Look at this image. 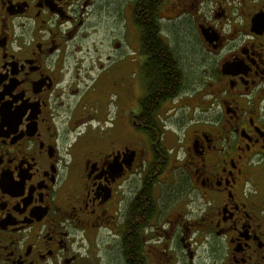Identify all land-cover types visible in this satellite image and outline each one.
I'll return each instance as SVG.
<instances>
[{
  "label": "flooded vegetation",
  "instance_id": "1",
  "mask_svg": "<svg viewBox=\"0 0 264 264\" xmlns=\"http://www.w3.org/2000/svg\"><path fill=\"white\" fill-rule=\"evenodd\" d=\"M0 264H264V0H0Z\"/></svg>",
  "mask_w": 264,
  "mask_h": 264
},
{
  "label": "trees",
  "instance_id": "2",
  "mask_svg": "<svg viewBox=\"0 0 264 264\" xmlns=\"http://www.w3.org/2000/svg\"><path fill=\"white\" fill-rule=\"evenodd\" d=\"M147 30V34L151 36L156 34V29L153 26ZM148 42L153 60H157V63L149 66L148 69V80L151 86L150 94L173 98L180 89L178 84L180 69L174 60V55L170 54L169 49L164 48L159 40L152 38ZM158 59L161 63H158Z\"/></svg>",
  "mask_w": 264,
  "mask_h": 264
},
{
  "label": "rangeland",
  "instance_id": "3",
  "mask_svg": "<svg viewBox=\"0 0 264 264\" xmlns=\"http://www.w3.org/2000/svg\"><path fill=\"white\" fill-rule=\"evenodd\" d=\"M173 39H176L177 50L182 54L183 57L186 56V75L188 79L197 78L196 66L198 63L197 56V35L195 22H171L170 28ZM195 71V72H194Z\"/></svg>",
  "mask_w": 264,
  "mask_h": 264
}]
</instances>
